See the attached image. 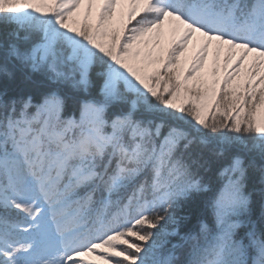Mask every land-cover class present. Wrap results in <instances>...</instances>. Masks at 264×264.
I'll use <instances>...</instances> for the list:
<instances>
[{"label":"snow or ice","instance_id":"snow-or-ice-1","mask_svg":"<svg viewBox=\"0 0 264 264\" xmlns=\"http://www.w3.org/2000/svg\"><path fill=\"white\" fill-rule=\"evenodd\" d=\"M0 264H264V0H0Z\"/></svg>","mask_w":264,"mask_h":264},{"label":"rangeland","instance_id":"rangeland-1","mask_svg":"<svg viewBox=\"0 0 264 264\" xmlns=\"http://www.w3.org/2000/svg\"><path fill=\"white\" fill-rule=\"evenodd\" d=\"M85 9L82 7L80 9V18H83V13H84ZM95 18V9L93 11V20ZM194 53V48L193 45H189V50L187 53H185L183 56H181V63L184 67V69L186 70L188 68V66L191 63V57ZM213 64H212V57L209 56L207 62L205 63V67L200 70L199 73H194L193 75H203L206 78H211L210 73H211V68H212ZM221 76H223L224 74V68H223V58H221V66H220V73ZM209 116H211V112L209 113Z\"/></svg>","mask_w":264,"mask_h":264}]
</instances>
